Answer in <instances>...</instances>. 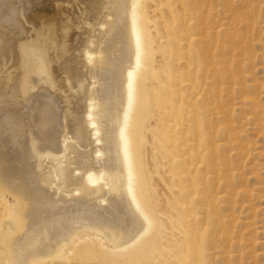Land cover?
Listing matches in <instances>:
<instances>
[{
    "label": "bare ground",
    "instance_id": "obj_1",
    "mask_svg": "<svg viewBox=\"0 0 264 264\" xmlns=\"http://www.w3.org/2000/svg\"><path fill=\"white\" fill-rule=\"evenodd\" d=\"M254 1L0 0V264H242Z\"/></svg>",
    "mask_w": 264,
    "mask_h": 264
},
{
    "label": "rangeland",
    "instance_id": "obj_2",
    "mask_svg": "<svg viewBox=\"0 0 264 264\" xmlns=\"http://www.w3.org/2000/svg\"><path fill=\"white\" fill-rule=\"evenodd\" d=\"M263 8H264V6H263ZM90 11H91V8H90ZM86 18H87V21H89L90 23H94L96 21V19L93 17H90V15ZM263 22L259 21L261 31L258 32L261 35L260 36L258 34L259 37L262 38V40L264 39V28H263L264 23ZM81 31L82 30H80V29L77 30L76 35L79 33L80 44L86 45L87 34L82 33ZM254 35H255V33H253V36ZM260 46L261 45H258V44L255 45V51L258 54H260V56L256 57V59H254V64H255L254 75H255V78L258 79V81L260 80L259 82H263V80H264V52L261 51L262 48ZM259 48H261L260 51H258ZM260 57H262V58L260 59ZM64 75L67 76L68 72L66 71L64 73ZM75 82L78 83V80H76ZM73 84H74L73 81H71V83H70L71 86L76 85V84L75 85H73ZM71 89H73V87H71ZM261 89L264 90V82L262 83V87L258 90H261ZM261 93L263 94V92H261ZM262 94L260 95V98H261L260 101L263 103L262 105H264V102H263L264 101V95H262ZM262 118L263 119L260 122L264 123V115H262ZM261 126L258 127V124H256V127H258V129L261 127L260 128L261 131H258L255 128V126L253 127V129L251 128V126L247 127L245 130H243L244 132L242 133V139L245 140L246 143H248L247 145H248L249 149L254 148L255 150H261L264 152V125L262 124ZM249 128H251V129L249 130ZM254 129L257 130V134H256V132H254L255 131ZM251 172H252V174H251ZM243 175L245 178L244 183H245L246 187L248 186L247 188L252 190V196L255 194H256V196H254V197L251 196L248 201H247L248 198L243 196V195H242V197L240 195H239L240 197L239 196L235 197L236 199L238 198L237 201L234 198L235 203H233L231 208L234 207L233 213L235 216V222L233 223V225H231L232 227L230 226V228H233V230L235 229L234 231H235L236 235L239 236L241 239L243 238V240H240V242H239V244H240L242 241L241 245L236 247L239 249H242V248H240L241 246L243 248H245V250L242 249V253H243V255H245V258L243 260H241L240 263L245 264L244 262H246L247 260H248V262L253 260L254 264H264V255L260 256L259 254L257 255L254 253L255 257L253 259H251L248 256L249 251H251V250H250L249 245L246 244L247 242H250V240L254 239V238L257 242H259L261 239H264V155L256 156L255 154H250L248 157V162H246V166L243 170ZM237 203L239 205L240 204H246V205H243V207H240L241 205L239 206ZM227 206H228V204H227ZM237 206H239V207H237ZM223 208L225 210L227 209L226 206H222L221 209L223 210ZM223 212H224V210H223ZM250 222H253V224L249 225ZM235 223H236V225H235ZM230 224H232V223H230ZM243 243L245 244V246L242 245ZM262 244L263 243H261V244L256 243V245L254 244L253 246H251V248L253 250L259 251L261 248H264V245H262ZM238 260H240V259H238Z\"/></svg>",
    "mask_w": 264,
    "mask_h": 264
}]
</instances>
